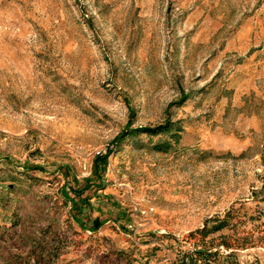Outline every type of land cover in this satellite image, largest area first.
Returning <instances> with one entry per match:
<instances>
[{
	"label": "rangeland",
	"instance_id": "rangeland-1",
	"mask_svg": "<svg viewBox=\"0 0 264 264\" xmlns=\"http://www.w3.org/2000/svg\"><path fill=\"white\" fill-rule=\"evenodd\" d=\"M201 240L264 264V0H0V264Z\"/></svg>",
	"mask_w": 264,
	"mask_h": 264
},
{
	"label": "trees",
	"instance_id": "trees-1",
	"mask_svg": "<svg viewBox=\"0 0 264 264\" xmlns=\"http://www.w3.org/2000/svg\"><path fill=\"white\" fill-rule=\"evenodd\" d=\"M171 127H172L171 124L166 125L165 130L169 131ZM160 128H162L161 130L164 131V126ZM140 130L146 131L149 134H155L153 129H140ZM107 154L99 155L96 157V159L99 162L96 164V168L94 169L95 173L101 172L104 170V165L107 160ZM100 164L102 166L101 171H98L97 168H99ZM209 221L213 223L210 228H208L207 226H204L203 229L196 230V232L201 234L202 237H205L209 233L218 232L227 226L225 217L222 219L214 218V219H210ZM99 225H101V222L97 218L94 219L93 226H92L93 229H95L96 226H99ZM207 244L208 242L206 243L204 240H201L200 247H198L199 245L194 244L193 247L189 250H182V251L177 252L172 264H234V262L232 261L235 256L233 251H230L227 254H223L219 248H216V249L214 248V246L212 245V242H210L209 245ZM226 246L229 247L228 245ZM29 260L30 259H27L24 264H29L28 262ZM6 264H10V261H8Z\"/></svg>",
	"mask_w": 264,
	"mask_h": 264
},
{
	"label": "built area",
	"instance_id": "built-area-1",
	"mask_svg": "<svg viewBox=\"0 0 264 264\" xmlns=\"http://www.w3.org/2000/svg\"><path fill=\"white\" fill-rule=\"evenodd\" d=\"M129 227H131V225H129Z\"/></svg>",
	"mask_w": 264,
	"mask_h": 264
}]
</instances>
